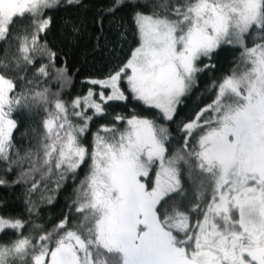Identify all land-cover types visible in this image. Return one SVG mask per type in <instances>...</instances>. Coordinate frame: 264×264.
<instances>
[{
  "label": "snow or ice",
  "instance_id": "obj_1",
  "mask_svg": "<svg viewBox=\"0 0 264 264\" xmlns=\"http://www.w3.org/2000/svg\"><path fill=\"white\" fill-rule=\"evenodd\" d=\"M0 190V264H264V0H0Z\"/></svg>",
  "mask_w": 264,
  "mask_h": 264
},
{
  "label": "trees",
  "instance_id": "obj_2",
  "mask_svg": "<svg viewBox=\"0 0 264 264\" xmlns=\"http://www.w3.org/2000/svg\"><path fill=\"white\" fill-rule=\"evenodd\" d=\"M94 3L96 5H100L102 3H106V0H94ZM90 47H91L90 43L82 41L80 47L73 49L72 57L70 60V64L73 70H76V69L84 70L87 68L88 64L91 61V58L88 57L86 60L84 53L88 51ZM222 55L225 57L226 61L231 59V56L227 53H222ZM226 66L227 64L225 63V67ZM75 79L77 80V82H79L81 77L78 76ZM206 80H207V74H205V76L201 78V81H200L201 85H203L206 82ZM77 88H79V83H77ZM194 96H195V93H193V98ZM188 103H189V106H192L193 100L190 98ZM118 110L123 111V109H118ZM17 139L19 141V134H17ZM82 175H83V171H81V176ZM4 195H5V192L0 190V196H4ZM16 195H17L16 193H11L8 195V199L14 207H19L21 204V201L16 199ZM62 204H63V196H61L60 198V203H57L55 208L51 209V212L46 211L44 215L46 217L49 215L55 216L60 211Z\"/></svg>",
  "mask_w": 264,
  "mask_h": 264
}]
</instances>
